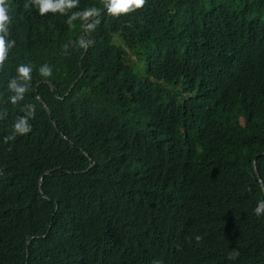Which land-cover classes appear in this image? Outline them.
I'll return each instance as SVG.
<instances>
[{
	"label": "trees",
	"instance_id": "obj_1",
	"mask_svg": "<svg viewBox=\"0 0 264 264\" xmlns=\"http://www.w3.org/2000/svg\"><path fill=\"white\" fill-rule=\"evenodd\" d=\"M25 2L0 64V264H264V0H80L87 36Z\"/></svg>",
	"mask_w": 264,
	"mask_h": 264
},
{
	"label": "clouds",
	"instance_id": "obj_2",
	"mask_svg": "<svg viewBox=\"0 0 264 264\" xmlns=\"http://www.w3.org/2000/svg\"><path fill=\"white\" fill-rule=\"evenodd\" d=\"M80 0H26L24 3L25 9H34L39 15L43 16L45 13H59L67 15L66 23L71 26L73 21L79 20L80 27L83 30L84 36L93 32L99 23L100 9L97 7H88L83 10L78 9ZM145 4V0H102L103 10L112 17H118L121 14L134 12L140 9ZM8 0H0V64L7 58L8 50L15 45V41L9 39L11 16L9 14ZM78 9L69 14V10ZM95 18V19H92ZM84 36H78L74 41H69L80 49L87 50L94 44V40L85 39ZM33 69L28 64H19L16 67L17 76L10 79L7 87L14 94L9 97L10 102L15 104L17 101L23 100L26 91L27 82L31 80V73ZM41 76L49 77L52 75V68L47 65H41L38 69ZM23 81L24 83H20ZM35 115V109L32 105L26 106V114L19 116L11 125V134L5 136L4 142L15 139L17 135L27 134L31 131L32 125L29 119ZM255 215L261 216L264 214V199L257 201L253 209ZM200 239L199 236L196 237Z\"/></svg>",
	"mask_w": 264,
	"mask_h": 264
},
{
	"label": "rangeland",
	"instance_id": "obj_3",
	"mask_svg": "<svg viewBox=\"0 0 264 264\" xmlns=\"http://www.w3.org/2000/svg\"><path fill=\"white\" fill-rule=\"evenodd\" d=\"M135 60V59H134ZM136 64H138L137 62H136ZM137 69L139 68V64H138V66L136 67Z\"/></svg>",
	"mask_w": 264,
	"mask_h": 264
},
{
	"label": "water",
	"instance_id": "obj_4",
	"mask_svg": "<svg viewBox=\"0 0 264 264\" xmlns=\"http://www.w3.org/2000/svg\"><path fill=\"white\" fill-rule=\"evenodd\" d=\"M40 100V99H39ZM46 110H47V108H46ZM47 112H48V110H47ZM256 171V170H255ZM257 173V172H256ZM257 176H258V174H257ZM263 192H264V189H263Z\"/></svg>",
	"mask_w": 264,
	"mask_h": 264
},
{
	"label": "bare ground",
	"instance_id": "obj_5",
	"mask_svg": "<svg viewBox=\"0 0 264 264\" xmlns=\"http://www.w3.org/2000/svg\"><path fill=\"white\" fill-rule=\"evenodd\" d=\"M207 108V107H206Z\"/></svg>",
	"mask_w": 264,
	"mask_h": 264
}]
</instances>
